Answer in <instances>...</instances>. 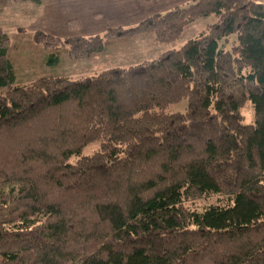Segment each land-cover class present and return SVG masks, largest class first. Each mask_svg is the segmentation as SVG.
Returning a JSON list of instances; mask_svg holds the SVG:
<instances>
[{"label":"trees","instance_id":"obj_1","mask_svg":"<svg viewBox=\"0 0 264 264\" xmlns=\"http://www.w3.org/2000/svg\"><path fill=\"white\" fill-rule=\"evenodd\" d=\"M210 17L151 60L24 82L34 48L92 59ZM20 30L0 26V264H264V0H194L90 37Z\"/></svg>","mask_w":264,"mask_h":264},{"label":"rangeland","instance_id":"obj_2","mask_svg":"<svg viewBox=\"0 0 264 264\" xmlns=\"http://www.w3.org/2000/svg\"><path fill=\"white\" fill-rule=\"evenodd\" d=\"M159 8L160 7H149L147 10L141 12L139 18L143 20L144 18L156 13ZM41 10L42 7H37L32 4H21L8 8H2L0 9V26L11 36L13 41L18 37L17 32L20 29H23L20 30L21 33L19 36L21 35V37L27 35L26 33L33 34L35 31L41 30L60 38H68L71 36H81L76 34L79 33L82 26L84 29L82 30V34H85L88 37H90V34L91 36L98 34L103 35L107 32V30L115 28V26H113L115 23L106 21V23L101 22V25H105V28L107 27L106 30L103 29L101 31H95V29H92L89 31L88 27L91 24V21L86 19V17H83L82 23L79 21L78 28L70 27L71 31L68 30V27L64 26L63 21L52 23L51 26L46 27L48 23L43 24L46 19L39 16L41 15ZM139 22L140 21L136 24ZM212 22H214L212 17L195 22L185 29L184 33L177 41L169 44L158 43L155 41L153 36L146 34L136 36L129 40L116 41L112 43L105 52L92 59H71L69 58V52L62 48L59 54L61 62L58 64L49 63L51 60H49V54L52 52L41 48L37 50L34 48L35 51L32 49L30 56L32 68L26 72L27 78L24 82H29L39 77L59 75H65L77 79L81 77L94 76L109 67L128 66L146 60H151L167 50L180 48L188 40L198 36L206 28L207 24ZM24 30L26 33L23 35L22 32ZM72 32L75 34H72ZM230 39L234 41L236 40V36H231ZM25 41L26 38H24L23 42ZM229 47H231V43H229ZM21 83H23V81ZM185 110L186 101H182L170 108V111L173 112H184ZM243 115L245 122H252L254 117L252 107H246L243 110ZM98 147V142L92 143L84 154H91ZM212 201L214 200H209L208 202ZM198 204H202V201L198 202Z\"/></svg>","mask_w":264,"mask_h":264},{"label":"crops","instance_id":"obj_3","mask_svg":"<svg viewBox=\"0 0 264 264\" xmlns=\"http://www.w3.org/2000/svg\"><path fill=\"white\" fill-rule=\"evenodd\" d=\"M194 0H54L53 3L41 6V15L48 23L46 27L52 23L63 21L64 26L71 31L69 23L72 21H80L86 17L91 24L88 29L91 31L106 30L102 23L113 22L115 27H130L138 21L141 12L149 7H160L157 12H164L176 6H183L192 3ZM156 12V13H157ZM84 15V16H83ZM43 21V20H42ZM81 27V24H80ZM79 27V28H80ZM83 26L76 35L86 36L82 34ZM72 34H75L72 32ZM71 34V35H72ZM91 36V34L89 35Z\"/></svg>","mask_w":264,"mask_h":264}]
</instances>
